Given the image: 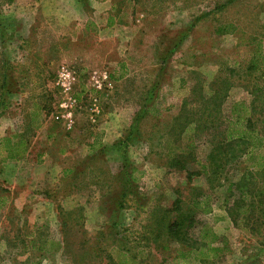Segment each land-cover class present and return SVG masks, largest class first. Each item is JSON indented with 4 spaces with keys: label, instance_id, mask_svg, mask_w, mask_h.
<instances>
[{
    "label": "rangeland",
    "instance_id": "374dc122",
    "mask_svg": "<svg viewBox=\"0 0 264 264\" xmlns=\"http://www.w3.org/2000/svg\"><path fill=\"white\" fill-rule=\"evenodd\" d=\"M4 3L0 0V36L4 27L7 36H15L8 38L5 46L0 38V102L7 107H0V135L23 124L31 104L40 101L54 111V126L71 131L73 143L78 145L77 129L97 124L89 122L96 102L99 113L95 122L105 120L112 137L120 133L115 143L123 141L128 132L131 141L126 146L114 144L100 154L82 149L73 158L76 165L67 180H58L57 171L38 180V171L33 168L27 178L33 182L22 194L48 188L57 202L52 207L42 200L24 206L27 221L22 230L6 219L0 223V264H111L106 258L114 246L116 261L118 254H126L128 261L123 264H264V216L258 230L251 224L250 228L243 218L248 213L231 218L225 208L243 193L251 199L264 189V171L257 167L264 161V149L253 156L242 150L243 144H233L228 151L230 169L213 182L205 174L189 178L186 171L166 166L173 154H183L195 171L200 170V163H209L213 147L223 141L232 104L253 102L252 80L264 85L261 71L256 75L247 71L257 49V39L252 37L261 41L264 53V0H113L116 27L106 25L110 10H104L103 20H99L88 0H57L50 7L46 0H19L12 8ZM228 23L234 28L216 32L219 25ZM123 60L128 61L132 74L129 80L121 81L122 70H117L114 75L120 82L110 96L91 86L95 70L113 71ZM64 64L78 77L72 91L78 106L71 127L57 107L62 95L55 80ZM230 65L236 66L235 72L230 71ZM192 88L195 97L187 108L193 118L176 121ZM215 90L222 94L214 102ZM143 104L155 110L141 114ZM103 109L107 114L102 116ZM52 110L46 113L51 115ZM111 110L117 111L116 116L108 114ZM256 112V126L264 129V113L260 109ZM189 139L194 152L187 149ZM38 141L36 146L43 147ZM124 161L138 174L143 172L128 192L127 201L122 199L119 178ZM225 177L233 181L231 191ZM197 196L208 201L198 211L192 207ZM178 198L196 219L189 227L172 212L169 223L182 226L174 230L173 238L166 233L155 243L147 235L150 221L161 218L164 209L175 207ZM58 204L64 209L63 224L57 216ZM255 214L253 218L261 217ZM114 221L118 224L112 225ZM35 222L50 225L38 232L39 242L45 243L49 232L56 240L64 235L65 251L50 242L31 247L26 235ZM204 226L218 235L214 242L225 247L224 253L208 260H200L194 252L179 254L203 245ZM210 239L207 236L206 243Z\"/></svg>",
    "mask_w": 264,
    "mask_h": 264
},
{
    "label": "trees",
    "instance_id": "16d2710c",
    "mask_svg": "<svg viewBox=\"0 0 264 264\" xmlns=\"http://www.w3.org/2000/svg\"><path fill=\"white\" fill-rule=\"evenodd\" d=\"M4 1L7 3H11L14 0H4ZM231 28H234V24L232 23H228L225 25H219L218 28L216 29L217 30L216 32L226 33L227 30ZM14 36L15 35L13 33H9V35L7 36L5 27L2 28V33L0 36L1 44L5 46L7 39L14 38ZM254 39H257V49H255V51L252 54V57L247 66V71L250 73V75H256L258 74L257 72L261 71L264 76V53L262 51L261 41L258 40L257 37H252L253 41ZM178 44H176L175 46H178ZM163 62L165 63L166 59H163ZM235 67L236 66L230 65V71L235 72V69H236ZM2 70L3 72L7 71V69H4V67L2 68ZM123 76H124V73H122L121 77ZM257 78H260V74ZM157 85H158V81H157ZM249 86H252L251 92L254 95L253 102L248 104L246 101H235L232 104L230 118L229 120H226L227 127L225 131V135H223V138H222L223 141L216 144L215 145L216 147H213L212 149L213 151L210 155L211 159L209 163H200V170L195 171V170L190 169L189 164L183 157L184 156L183 154L181 155L173 154L170 158H168L169 160L166 161V166L171 167V169H174L176 171H186L189 178H192V176L196 174L197 175L205 174L206 176L212 177L210 179V181H212V180L220 179L221 176L219 174L223 173L225 169H227V167L230 169L232 163L230 161L231 157L228 156L229 154L228 151L231 149V146L233 144L235 143L240 144V145L243 144L244 147L242 148V150L247 152V154L248 153L252 154L253 156H255L254 153L257 150H263L264 149V129H259L256 126L257 120L255 119V114L257 113L256 111L259 109L262 111V113H264V99L262 98L264 97V85H260L258 79H255V81L252 80V84L250 83ZM148 92H149V89H148ZM195 92L196 90L192 88V90L190 91V95L184 98L182 105H181L180 112L178 114L179 117L178 116L176 117L177 119L176 121H178V119H181L183 117L188 118V119L193 118V113L189 110V108H187V106H189V101L194 99L195 96L193 95V93L195 94ZM214 94L215 95H213V101L215 102L216 98L222 93H220L219 90H215ZM151 96H148L149 100H151ZM0 104H1L0 107L1 108L3 107L4 110L5 108H7L3 102L2 103L0 102ZM145 104L142 105L143 109L145 110L142 112L143 110L142 109L141 111H139V113L142 112L141 114L146 115L147 112L150 113V111H153V108L155 110V107L151 108L149 106L148 108L147 107L145 108ZM38 106L42 108L45 111V113L47 112V110L49 111L52 110L51 107H48L49 105L46 106L44 103L40 101H38ZM152 106H155V103H153ZM26 117L27 119L22 124L23 125L22 134L12 133L0 139V155H1V152L2 154L4 152L7 154L6 156L7 158H19L21 154L24 152L28 144V139H29L30 131H31V122H30V118L28 115V111L26 113ZM262 121L264 124V119H262ZM182 128L183 127H181V129ZM185 128L186 127H184L183 130ZM172 129H173V125H172ZM130 134L131 133L128 132L126 136L122 139L123 141L119 140L114 144L126 146L128 142L131 141ZM172 134L173 132H171V135ZM175 135H176V132L174 131V136ZM189 140H188V143L186 144L187 149L194 152L193 143L191 140L190 141ZM174 142H175V139H174ZM103 152H104L103 149H101L100 151H96V153H99V154ZM192 152H190L189 155H191ZM219 155H222L221 159ZM257 164H258L257 167L264 171V161L259 162ZM121 169L122 170L119 174L120 182L123 183V192L121 196H123L122 199L127 201V198L131 195L128 192H131L130 190L133 184L136 183L138 180H140V178L143 175V172L140 171L138 174V170L136 168L132 169V166L129 165L128 161H124ZM225 178H226L225 180H229L228 191H231L233 181H230V179L229 178L227 179V177ZM125 202H123L124 203L123 206H126ZM204 202H208V201H205L204 199H201L198 196L194 197L192 201L193 209L198 211L199 208H202V205L204 204ZM175 203H176L175 207H172L171 209H164L163 216L161 218L154 219L152 222L150 221L149 223L150 226H149V230L147 231L148 232L147 235L151 236L156 241L155 243H158L157 241H159V239L166 233H167V237L173 238V236H175L174 230H177L179 228V224L182 226V223H185V224H188V226L190 227L191 223H193V219L194 220L196 219L195 214L191 215L190 212L184 210L183 205H181L182 204L181 198H178L175 201ZM246 206H248V208L243 209V208H246ZM225 208L231 218H235L236 216H238L236 217L238 219L241 213L243 215H245V213H248L247 216L243 217L245 220H247V223H249L248 226L251 228L250 226L251 224L253 227L258 228L259 230V228L263 224L260 218L264 216V189L259 193V195L257 194L251 199H247L245 194L243 193L237 199H235L232 205L228 206L226 203ZM172 212H176L174 216L179 217L178 220H180L182 223H177V224L175 222L169 223L170 215ZM186 213H189V214H186ZM259 213L261 214V217H258V219H255L252 217L253 214L257 215ZM254 221H256V224L254 223ZM114 224L117 225L118 223H115L114 221ZM207 236L211 238L208 243H206ZM218 239H219L218 235L214 231L210 230L209 227L204 226L202 228V235H201V241L203 242V245L196 249L192 247L188 251L180 250L179 254H181L182 256H186L194 252L200 258V260H208L209 258H212V257H218L225 251V247H223V245L221 246L216 245L215 242ZM115 241H117V239H115ZM63 242H64L63 245L57 242L56 243L57 245L55 246H58V248L61 247L63 251H65V237H64ZM45 243H43L42 245H39L37 240H34L32 241L31 247H39V246L43 247ZM111 249H112L111 253L109 252L107 253L106 261H108V258L110 260L109 262H112L111 264H114V263L123 264L125 263V261H128L126 259L125 253L118 254L119 260L116 261L117 258H115L116 256L115 254H113L115 250V246L112 247Z\"/></svg>",
    "mask_w": 264,
    "mask_h": 264
},
{
    "label": "crops",
    "instance_id": "0c3cea01",
    "mask_svg": "<svg viewBox=\"0 0 264 264\" xmlns=\"http://www.w3.org/2000/svg\"><path fill=\"white\" fill-rule=\"evenodd\" d=\"M41 3L43 0H40ZM48 4L47 6L50 7L51 5H56L57 0H46ZM91 6L95 7L98 16H100L99 20H103L102 18V12L104 10H110L109 14L107 15V18H105L107 27H116L117 21L116 17L113 13V10L115 8V5L113 3V0H88ZM19 0H14L11 3H4L7 5V7H14V5L18 4ZM37 3V2H36ZM54 8H56L54 6ZM102 18V19H101ZM97 23V20H95ZM90 23L93 24V21H90ZM87 24L86 28L91 26V24ZM104 70L108 71L110 74V85H106L103 91L106 96H110V94L113 93V90L116 88V84H118V81L116 79V76L114 75L117 73V70H122V73H124V76L121 78L122 80H127L129 76L132 74L128 61L123 60L118 65L117 68H114L113 71L110 69L103 68ZM122 75V74H121ZM129 80V79H128ZM148 95V94H147ZM157 95V94H156ZM156 97V96H155ZM104 109L103 114L104 115ZM116 110H111L108 112L110 115L112 113V116H116ZM54 111L52 110L51 115L49 113H45V111L38 106V101L31 104V106L28 109V115L31 122V131L30 136L28 139V144L24 150V152L21 154L19 158H7V154L1 152L0 155V219L3 223L4 220H8L10 223H12L15 227L17 224L18 230H22V224L26 220L27 217H24V206H28L29 204L34 203L33 201H39L42 200L44 204L50 205V207L55 206V196L52 194V191L50 189H33L29 190L27 194H22L24 191L23 189L25 187H30L29 183H32L33 181L28 180L29 174H32L33 168L38 171V180L39 178L44 174H50L54 171H57L58 174V180H67V177L74 172V167L76 164L73 162L74 156H78V153L82 149H84L86 152L90 151H100L101 149L108 150L111 146L114 145L115 140L120 136V133H117L112 137V131L107 128L108 123L104 120H100L97 122L91 121L89 118V122L92 124H96L90 129H77L76 139H78V145H84L86 148L82 146H78L73 143L74 136L72 135L71 131H63L61 129H58L54 126V121L51 120V117L55 118ZM107 114V112H105ZM134 115L133 113H130V118ZM50 116V117H49ZM101 116V117H102ZM129 116V115H128ZM28 118V119H29ZM106 118H109L108 115H106ZM51 120V121H50ZM96 120V119H95ZM99 124V125H98ZM105 124V125H103ZM23 125L22 122L19 123V125L16 126L14 129H10L7 132L4 131L3 135H0V139L4 136L10 135L12 133H23ZM20 129V130H19ZM1 132V131H0ZM38 140H41L43 142V147H37L36 144L39 142ZM57 143H62L61 146L57 147ZM88 152V154H89ZM60 173V176H59ZM37 180V181H38ZM25 184V185H24ZM27 184V185H26ZM57 197V196H56ZM59 203V202H58ZM58 206L57 210V216L59 219V222L61 223L63 216L64 209L61 208V206ZM103 211V210H101ZM53 212V210H52ZM57 219V221H58ZM61 219V220H60ZM63 224V222H62ZM114 225V223H111ZM33 230L30 234L27 233L26 236H29L30 238V244L32 245V241L37 240L39 245L43 244L39 242L37 239V234L39 231H41L44 228L50 227L48 223H43L42 225L35 222L33 225ZM9 231L8 227H6ZM63 228V226H62ZM5 233V232H4ZM6 234L3 237H6ZM13 235V233H12ZM47 241H45L46 244L52 243V245H57L56 243L64 244V235H62L58 240L54 238V236L51 235V232H49V235H47ZM18 238H20V234L17 235ZM45 237H42L41 239H44Z\"/></svg>",
    "mask_w": 264,
    "mask_h": 264
},
{
    "label": "built area",
    "instance_id": "2783aa9c",
    "mask_svg": "<svg viewBox=\"0 0 264 264\" xmlns=\"http://www.w3.org/2000/svg\"><path fill=\"white\" fill-rule=\"evenodd\" d=\"M78 77L74 69L68 65H62L59 68L55 84L59 88L61 98L57 101V107L61 112V116L65 117L69 121V126H73V118L75 115V109L78 106V100L74 97L73 89L77 83ZM91 86L97 90L103 89L104 86L110 85V74L108 71L101 69L95 70L91 75ZM95 101L97 99L95 98ZM92 115L90 118L95 121V116L99 113V107L96 102L93 104Z\"/></svg>",
    "mask_w": 264,
    "mask_h": 264
}]
</instances>
